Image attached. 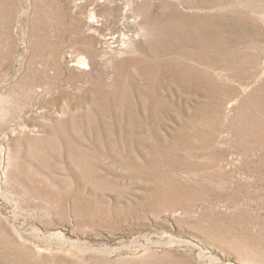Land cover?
I'll list each match as a JSON object with an SVG mask.
<instances>
[{
	"label": "rangeland",
	"instance_id": "1",
	"mask_svg": "<svg viewBox=\"0 0 264 264\" xmlns=\"http://www.w3.org/2000/svg\"><path fill=\"white\" fill-rule=\"evenodd\" d=\"M0 264H264V0H0Z\"/></svg>",
	"mask_w": 264,
	"mask_h": 264
},
{
	"label": "bare ground",
	"instance_id": "2",
	"mask_svg": "<svg viewBox=\"0 0 264 264\" xmlns=\"http://www.w3.org/2000/svg\"><path fill=\"white\" fill-rule=\"evenodd\" d=\"M125 12H126V11H125ZM124 14H126V13H124ZM127 14H128V13H127ZM124 17H127V16H124ZM124 17H123V18H124ZM97 21H98V19L96 20V18H95L94 16H92L91 19L89 20V25L93 27V26H95V25L97 24ZM123 21H124V20H123ZM123 21H122V22H123ZM122 22H121V23H122ZM123 24H124V23H123ZM22 25H23V24H22ZM123 34H124V33H123ZM124 35H125V34H124ZM116 37H117V36H116ZM116 37H115V36H112V37H110V38H116ZM125 38L127 39V37H125ZM126 39H125V40H126ZM103 40H104L105 42H108V43H109V41H110L109 38H103ZM123 40H124V39H123ZM105 42H104V43H105ZM111 42H112V41H111ZM109 44H110V43H109ZM103 52H104V51H103ZM114 52H115V51H114ZM115 53H116V52H115ZM144 55H145V54H144Z\"/></svg>",
	"mask_w": 264,
	"mask_h": 264
},
{
	"label": "water",
	"instance_id": "3",
	"mask_svg": "<svg viewBox=\"0 0 264 264\" xmlns=\"http://www.w3.org/2000/svg\"><path fill=\"white\" fill-rule=\"evenodd\" d=\"M71 53H69V55H70Z\"/></svg>",
	"mask_w": 264,
	"mask_h": 264
}]
</instances>
